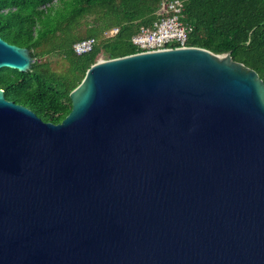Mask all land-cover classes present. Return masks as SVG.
I'll return each instance as SVG.
<instances>
[{"label": "water", "instance_id": "obj_1", "mask_svg": "<svg viewBox=\"0 0 264 264\" xmlns=\"http://www.w3.org/2000/svg\"><path fill=\"white\" fill-rule=\"evenodd\" d=\"M0 38V70L30 71ZM59 124L0 89V264H264V83L196 47L99 61Z\"/></svg>", "mask_w": 264, "mask_h": 264}, {"label": "trees", "instance_id": "obj_2", "mask_svg": "<svg viewBox=\"0 0 264 264\" xmlns=\"http://www.w3.org/2000/svg\"><path fill=\"white\" fill-rule=\"evenodd\" d=\"M180 1V21L191 28L187 47L218 56L230 53L234 62L255 71L264 83V0ZM161 4L162 0H0V38L27 49L35 60L25 73L0 70L6 100L26 107L45 123H61L71 110L69 95L98 57L108 61L137 54L131 38L139 27L152 26ZM88 15L96 18L81 32V21ZM115 27V37L101 39ZM89 38L99 39L94 49L75 55L72 46ZM46 55L62 58L67 72L51 71L49 63L40 62Z\"/></svg>", "mask_w": 264, "mask_h": 264}, {"label": "built area", "instance_id": "obj_3", "mask_svg": "<svg viewBox=\"0 0 264 264\" xmlns=\"http://www.w3.org/2000/svg\"><path fill=\"white\" fill-rule=\"evenodd\" d=\"M180 0H162L159 18L152 26H141L131 38V44L138 51L137 54L156 52L169 49L186 48L189 25L182 24L180 17L183 11ZM118 28H112L102 33L101 39L108 40L115 37ZM99 39L89 38L75 43L72 50L75 55L82 56L90 53L98 44Z\"/></svg>", "mask_w": 264, "mask_h": 264}, {"label": "rangeland", "instance_id": "obj_4", "mask_svg": "<svg viewBox=\"0 0 264 264\" xmlns=\"http://www.w3.org/2000/svg\"><path fill=\"white\" fill-rule=\"evenodd\" d=\"M56 3V2H54ZM96 16L94 15H88L86 16L82 21V26H80V31L83 32L85 29H86V23H91L95 20ZM45 47H42L41 50H44ZM99 61H104L103 57L100 55L98 57V62ZM40 62H47L49 63V66H50V69L51 71L57 73V74H65L67 72V69H68V65L67 63L62 59L60 58L59 56H54V55H46V56H43L41 59H40Z\"/></svg>", "mask_w": 264, "mask_h": 264}, {"label": "bare ground", "instance_id": "obj_5", "mask_svg": "<svg viewBox=\"0 0 264 264\" xmlns=\"http://www.w3.org/2000/svg\"><path fill=\"white\" fill-rule=\"evenodd\" d=\"M221 57V56H220Z\"/></svg>", "mask_w": 264, "mask_h": 264}]
</instances>
